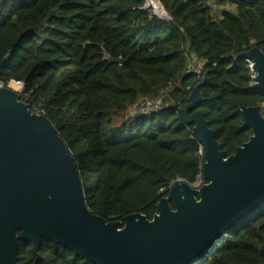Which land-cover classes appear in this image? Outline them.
I'll return each mask as SVG.
<instances>
[{
  "label": "trees",
  "instance_id": "16d2710c",
  "mask_svg": "<svg viewBox=\"0 0 264 264\" xmlns=\"http://www.w3.org/2000/svg\"><path fill=\"white\" fill-rule=\"evenodd\" d=\"M159 1L171 21L158 18V1L152 11L145 0H0V81L52 123L89 210L107 221L137 212L152 220L168 182L205 183L202 146L178 114L203 80L193 112L205 113L227 156L251 137L240 108L264 106L241 57L253 46L264 53V0ZM207 1L236 13L216 20ZM158 98L162 109L127 116ZM18 246V264H86L46 240L36 252ZM191 264H264V203Z\"/></svg>",
  "mask_w": 264,
  "mask_h": 264
},
{
  "label": "water",
  "instance_id": "95a60500",
  "mask_svg": "<svg viewBox=\"0 0 264 264\" xmlns=\"http://www.w3.org/2000/svg\"><path fill=\"white\" fill-rule=\"evenodd\" d=\"M157 1L163 12L159 19L171 21ZM241 57L253 64V87L264 91V53L253 46ZM3 66L4 61L0 78ZM204 83L191 91L178 114L202 146L205 183L168 182L152 220L137 212L121 221L89 210L75 159L55 127L17 92L0 88V264H18L20 241L31 242L36 252L42 240L86 264H191L259 208L264 203V115L257 107L240 108L242 127L251 137L227 156L205 113L193 112L203 101Z\"/></svg>",
  "mask_w": 264,
  "mask_h": 264
},
{
  "label": "built area",
  "instance_id": "2783aa9c",
  "mask_svg": "<svg viewBox=\"0 0 264 264\" xmlns=\"http://www.w3.org/2000/svg\"><path fill=\"white\" fill-rule=\"evenodd\" d=\"M146 1V0H145ZM191 60L193 61L192 63V69H195L197 73H199V69L195 67V57L193 55H191ZM245 62L248 65V68L251 72V78L254 81L255 78V72L253 71V64L250 60H245ZM190 68V66H189ZM190 69V70H192ZM4 84L0 81V88H4ZM6 87H9V85H7ZM136 107V109L134 108V113L132 115H137V114H145V113H149L152 111H156L159 109L163 108V101L161 98L158 99H154V100H148V99H142L140 101H138V103L134 106Z\"/></svg>",
  "mask_w": 264,
  "mask_h": 264
},
{
  "label": "rangeland",
  "instance_id": "374dc122",
  "mask_svg": "<svg viewBox=\"0 0 264 264\" xmlns=\"http://www.w3.org/2000/svg\"><path fill=\"white\" fill-rule=\"evenodd\" d=\"M207 7H209V10H210V13L212 14L213 18L214 19H219L220 18V15L223 11H227V12H230L232 14H235L236 13V10H235V7L234 5H231L229 3H221V4H217L215 2H205L204 3ZM152 9V8H151ZM153 11V10H152ZM21 92V90L18 92V94ZM166 95V94H165ZM163 95V96H165ZM162 99V98H161ZM134 108L136 109V107H132L128 113H127V116H130L134 113ZM262 114L264 115V111L262 110ZM200 183V181H199ZM164 192V191H163Z\"/></svg>",
  "mask_w": 264,
  "mask_h": 264
},
{
  "label": "bare ground",
  "instance_id": "6f19581e",
  "mask_svg": "<svg viewBox=\"0 0 264 264\" xmlns=\"http://www.w3.org/2000/svg\"><path fill=\"white\" fill-rule=\"evenodd\" d=\"M146 2H147V4H148V6H149L150 8H152L153 11H155L156 9H158L157 0H153V2H152V1H151V2H148V1L146 0ZM158 3H159V2H158ZM159 7H160V9H161V11H162V8H161L160 4H159ZM162 15H163V12H162ZM162 15H161V16H158V18H159V17H162ZM12 90L15 91V92H17V89H16V88H13Z\"/></svg>",
  "mask_w": 264,
  "mask_h": 264
},
{
  "label": "flooded vegetation",
  "instance_id": "af4514ba",
  "mask_svg": "<svg viewBox=\"0 0 264 264\" xmlns=\"http://www.w3.org/2000/svg\"><path fill=\"white\" fill-rule=\"evenodd\" d=\"M198 183H199V182H198ZM200 183L203 184L201 179H200ZM164 193H165V192H163V194H164Z\"/></svg>",
  "mask_w": 264,
  "mask_h": 264
}]
</instances>
